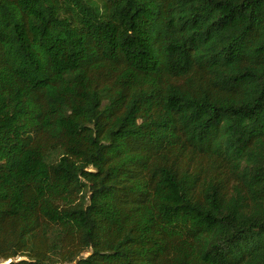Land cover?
Listing matches in <instances>:
<instances>
[{
    "label": "trees",
    "instance_id": "trees-1",
    "mask_svg": "<svg viewBox=\"0 0 264 264\" xmlns=\"http://www.w3.org/2000/svg\"><path fill=\"white\" fill-rule=\"evenodd\" d=\"M0 264H264V0H0Z\"/></svg>",
    "mask_w": 264,
    "mask_h": 264
}]
</instances>
